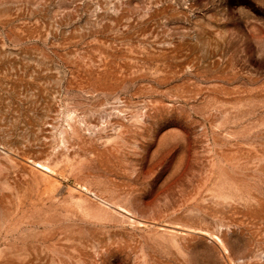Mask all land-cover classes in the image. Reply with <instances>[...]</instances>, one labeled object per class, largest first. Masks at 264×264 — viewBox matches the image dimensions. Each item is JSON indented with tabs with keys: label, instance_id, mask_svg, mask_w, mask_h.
<instances>
[{
	"label": "rangeland",
	"instance_id": "1",
	"mask_svg": "<svg viewBox=\"0 0 264 264\" xmlns=\"http://www.w3.org/2000/svg\"><path fill=\"white\" fill-rule=\"evenodd\" d=\"M0 264H264V0H0Z\"/></svg>",
	"mask_w": 264,
	"mask_h": 264
},
{
	"label": "bare ground",
	"instance_id": "2",
	"mask_svg": "<svg viewBox=\"0 0 264 264\" xmlns=\"http://www.w3.org/2000/svg\"><path fill=\"white\" fill-rule=\"evenodd\" d=\"M31 160V159H30ZM29 160V161H30ZM32 162V161H31ZM37 163H40V162H37ZM36 164V163H35ZM37 165V164H36ZM37 169H39V170H44V166L43 165H41V164H38V166L36 167ZM48 168V167H47Z\"/></svg>",
	"mask_w": 264,
	"mask_h": 264
}]
</instances>
